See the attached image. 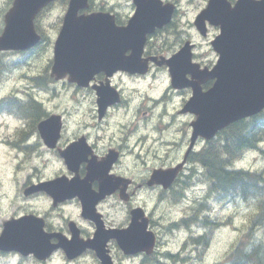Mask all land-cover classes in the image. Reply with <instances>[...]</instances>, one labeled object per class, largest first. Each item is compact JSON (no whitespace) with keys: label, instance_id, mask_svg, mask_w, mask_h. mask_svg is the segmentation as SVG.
I'll return each mask as SVG.
<instances>
[{"label":"clouds","instance_id":"clouds-1","mask_svg":"<svg viewBox=\"0 0 264 264\" xmlns=\"http://www.w3.org/2000/svg\"><path fill=\"white\" fill-rule=\"evenodd\" d=\"M234 2L239 4L240 0H227L232 9H235L233 7ZM62 3L66 5L72 3V0H62ZM88 3L89 0H87ZM211 3L212 0H210ZM256 3H264V0H256ZM159 5L162 8L169 9V12L176 11L181 13V26L178 27L179 39L190 41L188 48L182 52L175 46L173 41H169L167 46H162L159 41H153L151 34L162 29L163 24H157L151 31L144 32L143 40L147 41L150 47L144 49L142 45L139 60L144 63L143 70L131 71L123 67H117L111 72L106 70L109 74L107 81L98 80L95 89L90 91L85 90L77 94L76 99L80 101V104H75L74 101L68 100V107L74 106L81 112L89 110L91 113V118L85 119L82 123L79 122L78 116L74 117L73 119L76 122L69 121L65 132L66 137L70 138L74 135L79 140L77 144L83 143L88 150L87 158L81 160L78 167L73 169L70 166L68 156L65 154L67 152L63 153V158L59 155L63 148L66 147V144L54 146L53 148L41 146L40 152L42 155L24 151L21 153L22 159L20 162L23 171L18 173L11 191L7 187L3 190L5 197L3 201V215L6 222H24L13 218L25 213L30 214V218L36 220H39L43 215L40 231L43 236L48 238L49 245L53 249L63 247L71 255V251L66 245L79 241L81 251L86 252L90 257V264H111L114 246L109 236H103L102 233H111L112 230L120 228L128 230L130 228L129 213L135 214L136 223L142 226L144 232L150 231L147 224H141V218L147 221L149 213H152L151 219L155 221L159 219V213L153 212L154 200L150 199L148 195V192L152 189L146 187V185L155 184L154 177L160 173L156 170H164L171 163V157L165 158L163 153H157L154 157H145L143 158V162L136 160L134 151L130 149V142L128 146H124L118 139L109 141V139L103 137L101 129L104 128L106 123L110 124L111 121L95 118L97 99L99 100L102 113H110L112 107L111 103L101 105L100 89H109L116 97V103L130 101L133 106H136L145 93L153 100L160 99L159 95L142 86L143 81L136 75L137 72L148 73L150 81L154 75L156 83L162 80L165 85H168L169 82L175 80L173 70L174 58L186 52L187 58L184 60V63L191 70L184 72V79L193 82L196 80V71L203 72L208 68L209 61L215 63V59H217L215 52H212L209 44L213 41L214 35L216 37L220 35L219 32L213 34L208 31L204 19L203 29L200 25L199 27L205 32L206 39L199 37V33L196 30L194 23L195 16L199 7H201L198 0H188L187 3H184L183 0H159ZM139 9L140 4L138 0H121V8L117 11L121 21L127 26L124 29L131 27L133 17H137ZM66 11L69 13L67 8L58 10L57 15L61 20ZM128 21H131V23H128ZM53 22V15L43 7L35 14L33 17V27L41 39L50 35L49 28ZM113 25L118 29L121 27L115 21ZM2 34L0 32V35ZM193 45L197 46L195 49L196 55L205 56V59L202 61L193 60ZM124 55L131 57L133 49H128ZM145 57H148V59ZM149 59L154 60L156 65H168L169 67L157 69L149 65ZM118 69H123L124 71H119ZM113 72H115V76L112 75ZM20 75L21 71L16 69L10 72H0V117L3 118L5 124V129L3 130L5 136H13L20 130L27 131L28 124L33 119H39V116L34 115L29 109L30 94L28 89L22 86L23 81L20 80ZM64 83H67V81ZM188 85L194 87L192 83H188ZM54 86L59 88L58 84ZM199 87L201 92H203V81L199 83ZM134 89L140 93L139 97L130 96ZM178 89L179 86H176L170 88L168 92L170 102L168 103L167 110L170 114L173 113L174 109L178 113L182 106V101L186 102L191 95L187 91V88ZM97 93H99V96H97ZM61 95L65 96L63 92H61ZM70 95L71 90H69L65 99ZM41 107L44 112L50 111L48 106L42 105ZM65 108L64 104H59L55 111L64 114ZM156 111L159 112V108ZM196 119V116L182 117L177 115L178 121H195ZM10 123L11 126H9ZM153 123H155V120ZM247 132L248 129L240 130V134H247ZM257 140L259 147L264 149V135H258ZM37 141L38 131H32L21 140V147L22 149H28L36 144ZM205 147L207 146H201L202 149ZM252 155L257 154H245L243 159L235 158L228 150V145L224 141H220L216 147L215 159L223 171L232 175L240 174L243 180L254 190L249 196L248 205L246 206L243 201H240L238 209L240 215L249 217V223L239 230V235L233 233L234 239L230 240L222 249L221 254L214 258L218 264H264V220L261 219V217H264V161L257 160L255 163H252ZM93 160L97 164L104 163L106 160L109 162L110 166L107 167V176L120 181L115 187H119L123 191L127 201L123 204V211L119 213L112 212L107 206V203L112 202L110 199L106 204H101L99 209H97L95 202L94 211L96 216H98L97 219L94 216L86 214L85 200L81 194L73 193L61 198L57 193L50 191V195L56 199V208L45 209L42 212L37 202L34 199L25 198L23 192L20 190V187L24 184H35L37 181L41 183L42 188H47L44 187V181H49L52 184L57 181L66 180L68 183H71L77 177L79 181H86L90 175V162ZM113 160L116 161V167L112 166ZM12 163L15 165L16 161L13 160ZM69 167H71L72 171H69ZM195 167L198 176L211 174L209 165L203 161L197 163ZM129 182L136 185V188L131 193L127 189ZM213 182V179L205 180L188 190L186 192V199L183 200L180 207L187 209L195 206L194 201H203ZM89 183L91 192L95 194L101 193L102 186L100 179H93ZM81 202H83V207L81 206ZM207 203L214 210L210 215H214L217 207L215 201L209 198ZM185 214L177 210L172 215V219L178 220L181 215ZM68 226L71 227V232L68 231ZM97 227L100 228L99 233L97 232ZM202 231V229H198L193 225L191 235L193 237L199 236ZM53 232L61 234L59 243L52 239L51 233ZM98 234L101 235L103 241L102 248L94 245ZM179 235L180 240L183 241L189 236V232L182 230ZM4 239L5 233L0 231V240ZM173 251H178V249H173ZM33 255V250L29 249L16 247L0 248V264H31ZM192 256L195 258L196 252H193ZM193 264H209V259L207 257L203 260L194 259Z\"/></svg>","mask_w":264,"mask_h":264},{"label":"flooded vegetation","instance_id":"flooded-vegetation-1","mask_svg":"<svg viewBox=\"0 0 264 264\" xmlns=\"http://www.w3.org/2000/svg\"><path fill=\"white\" fill-rule=\"evenodd\" d=\"M139 4H144L148 9V18L147 22L150 24L154 22V26L157 25L156 20L163 19L166 15L169 16L168 19L162 21L163 28L153 32L151 34V38L153 41H159L162 46H167L169 41H173L175 46L179 48V50H183V48L187 49L190 41L179 39L178 27H180L181 13L176 11L169 12V9L162 8L159 5V0H138ZM184 3H187L188 0H183ZM208 0H205L204 3L199 7L197 14L195 16V25L196 30L199 33V37L205 38V34L200 31L197 25L203 24V19H198L200 12L207 5ZM235 3V2H234ZM55 5V4H53ZM68 4H64V8H67ZM121 8V0H89V7L80 11L79 14H101L106 17V19L112 18L113 21L120 24L121 27H127L120 19L118 9ZM131 21H128L130 23ZM204 23L208 31L215 34L219 32L217 27L212 26L209 23L208 19H204ZM214 35V39H215ZM110 44H108L107 48L101 49L99 55L103 59H108V64L104 61L98 63V66L95 68V71L91 77V81L86 86H80L77 83L71 82L69 79L71 78L70 74H67L65 77L57 80L55 76H52V59L48 62L46 72L44 74V78H40L43 80V91L46 93H53L57 95V97H63L61 92L67 96L69 90H71V95L68 98L75 102V104H80V101L76 99L77 94L84 92L85 90H92L96 88L97 81H107L109 78V74L106 70L111 72L115 68V61L121 63L124 67L131 71L143 70L144 63L139 60L140 52L142 51V45L144 49L150 47L147 41L144 44H131L127 42V44H121L120 50L117 51L115 47V31L112 34H109ZM213 39V41H214ZM209 44L212 52H215L217 59H215V63L209 61V66L202 72H195L196 80L193 82L186 81L184 79V72L191 70L186 67L184 60L187 58V53H181L177 57L174 58V62H179L183 64V72L178 78L175 76V80L169 82L168 85H165L164 81H160L159 83L155 82V76L153 75L151 81L148 79V73H140L137 72L136 75L140 77L143 81L142 86L147 90L152 91L159 95V100H153L145 95L142 99H140L139 104L133 106L130 101H124L123 103H116V97L114 94L107 88L100 89L101 93V105H105L111 103L112 111L110 113H102L99 105V100L96 102V119L98 120H110L111 123H106L104 128L101 129L103 137H106L111 141L112 139H118L122 142L124 146H128L130 142V149L134 151L135 159L141 160L143 162V158L145 157H154L157 153H163L165 158L171 157L170 166L166 169L177 168L179 169L178 174L172 181V183L167 187L165 183H155L153 185H146V187L152 189L148 192L149 198L154 200L153 205H164L161 209V213L158 220L153 221L151 219L152 213H149L148 219V228L153 230L154 234L157 237L156 250L153 254H148L146 251L142 252L139 256L143 257V264H161L158 261L159 254L162 251H159V246L169 245V236L171 232L175 229V227H188L189 223L193 220V216L191 214V209H183L182 212L186 213L185 215H181L178 220L172 219V215L177 211L179 201L178 199L186 191L187 187L190 186V182L194 179L193 174V164L192 158L193 153L190 152L187 155V150L190 144V138L192 133L191 123L193 121L183 120L178 121L177 115L182 117H192L195 116L191 112L184 111V107L186 102L182 101V106L177 113L175 109L173 113H169L167 110L168 103L170 102V97L168 95L169 89L179 86V89L187 88V91L194 93L195 87L200 90L199 83L201 81L204 82V91H208L214 84V79L211 77L210 71L211 68L218 62L219 54L216 52L212 42ZM55 42V41H54ZM54 42H52V51L54 47ZM196 45H193V60H203L205 56H197L195 49ZM128 49H133V55L131 57H127L124 53ZM185 49L183 51H185ZM167 50V48H165ZM54 54V51H53ZM148 59V57H145ZM178 59V60H177ZM109 63L114 64L109 66ZM128 64V65H127ZM149 65L153 66L157 69L169 67L168 65H156L154 60L149 59ZM130 66V67H129ZM119 71H124L123 69H118ZM131 75L130 73H128ZM115 76V72L112 73ZM39 79V80H40ZM67 81V83H64ZM188 83H192L194 87L188 85ZM59 85L57 87L54 85ZM201 91V90H200ZM203 91V92H204ZM59 92V93H58ZM30 94V105L29 109L34 114L39 116V119H33L27 126V131L23 130L22 136L16 133L13 136L1 137L2 144L4 146H12L19 153L24 151H29L33 153H41L40 149H37V146H44L46 148H53L46 144L42 133L38 129L39 122L41 119H47L54 114H58L61 117V126L59 130V137L57 139L56 145L59 146L61 144H66V147L63 148L62 152L69 150L71 147H75L82 151L81 160L87 158V149L81 142L77 144L79 140L73 135L72 137H66V125L69 121L76 122L73 118L81 113L76 107H68L66 106L64 114L57 112L54 110H50L48 112H44L42 109V105L46 106L39 99H36L35 96L29 92ZM190 95V96H191ZM99 96V93H97ZM130 96L139 97L140 93L137 90H133V93ZM189 96V98H190ZM188 98V99H189ZM157 108H159V112H157ZM35 110H42V113H36ZM91 118V113L89 110L83 111V118L79 120V122H83L85 119ZM155 120V123L153 121ZM53 130L56 132L55 123H50L44 130ZM32 131H38V141L36 144L31 146L28 149H22L21 140L25 138L27 134H30ZM201 142V141H199ZM76 144V145H73ZM73 145V146H72ZM60 157L63 158L61 152L59 153ZM182 166L179 168V166ZM79 165V164H78ZM110 166L109 162L106 160L104 163L97 164L95 160L90 162V175L88 180L79 181L77 177L72 183L75 187L73 188V193H79L85 200V204H89L93 206V210L89 214L90 216H94L98 219L94 211V204L96 202V207L99 209L101 204H106L110 199L112 202L107 203L108 208L114 212L119 213L123 211V204L126 203V199L123 191L117 186L120 181L107 176V167ZM113 167H116V161L113 160ZM78 167V166H77ZM69 171L72 169L69 167ZM93 179H100L102 191L100 194H95L90 190L89 181ZM37 181L36 183H38ZM35 183V184H36ZM69 183L65 181L62 185V189H65L66 185ZM27 187H34V184L27 183L24 184L20 190L23 192L25 198L34 199L36 202L43 204L44 208H41L42 212L45 209H55V197L47 194L44 191H34L30 194H26L25 189ZM136 188V185L129 182L127 185L128 191L131 193L133 189ZM4 196L2 197V202L4 201ZM51 202V203H49ZM63 202V201H62ZM81 206L83 207V202H81ZM166 209V211H165ZM154 212V211H153ZM83 214V213H82ZM43 217V215H42ZM136 217L134 213H129V221L130 224L133 221V218ZM143 218H141L142 220ZM129 224V225H130ZM3 224L0 225V231L3 229ZM123 229V228H120ZM115 230L111 231V233ZM68 231L71 232L72 229L68 226ZM97 232H100V228L97 227ZM54 233V232H53ZM101 233H102V225H101ZM111 233H102L103 236H109ZM163 233H167L168 237L166 241L163 239ZM190 236V235H189ZM189 236L185 239L183 246L187 245L190 241ZM109 239L113 243V252L112 258L115 260L116 264H121L122 262H118V258L122 256V251L118 247L117 239L113 237H109ZM159 239V240H158ZM97 240H102L101 235L97 237ZM159 242V243H158ZM55 256H62L64 260L68 264H90V257L86 252H82L80 248V253L75 259H68L66 253L63 250H58Z\"/></svg>","mask_w":264,"mask_h":264},{"label":"water","instance_id":"water-1","mask_svg":"<svg viewBox=\"0 0 264 264\" xmlns=\"http://www.w3.org/2000/svg\"><path fill=\"white\" fill-rule=\"evenodd\" d=\"M53 1L14 0L4 17L5 27L3 34L0 35V51L27 50L37 45L42 39L34 30L33 17L40 8L46 7ZM88 6L87 0H72V3H69V13L64 16L63 25L55 42L52 76L60 79L70 73V81L78 82L80 85H88L98 63L104 61L108 64V59L101 58L99 52L110 44L109 34L115 31L114 44L119 51L121 44L127 42L138 44L139 38L143 44L142 32L154 24L147 22L149 9L142 3L137 17L127 29L114 27L113 19H106L101 14L79 15V11ZM168 17L166 15L163 19L156 20V23H162ZM203 17H209V20L214 22L213 24L220 25L222 30L215 43L221 53L215 68L218 80L210 93H197L193 99V105L201 101L205 104V107L202 104L200 117L194 124L195 136L203 135L211 138L219 129L231 122L253 116L264 109V3L257 4L256 1L247 3L246 0H240V3L235 5V9H232L227 0H212L207 9L201 13L200 19ZM111 65L114 68V64L109 63V66ZM173 65L177 76L182 64L174 62ZM115 67L122 65L115 61ZM50 123H55L56 132L51 129L44 130ZM60 126L61 117L58 115L50 117L39 125L40 132L50 147L56 145ZM64 152H67L65 154L69 158L70 166L76 169L81 161L82 151L71 147ZM64 152L61 154L63 155ZM65 181L52 184L49 181L43 182L44 187L48 189L42 188L40 183L34 185L33 189H27L26 193L43 190L49 194L52 191L60 196H68L73 185L69 183L65 189H62ZM92 210V205H86L87 214ZM19 220L24 222L5 224V239L0 240V248L16 247L33 250L34 255L39 259H46L57 249H53L49 245L48 238L41 234L42 219H32L27 215ZM102 242L99 240V243ZM120 242L123 245L124 239H120ZM134 243L135 239H131L127 247ZM66 246L71 251V255L67 251L70 258L80 253V242L75 241Z\"/></svg>","mask_w":264,"mask_h":264},{"label":"rangeland","instance_id":"rangeland-1","mask_svg":"<svg viewBox=\"0 0 264 264\" xmlns=\"http://www.w3.org/2000/svg\"><path fill=\"white\" fill-rule=\"evenodd\" d=\"M205 0H198L199 4L202 5ZM12 0H0V32L4 26V13L6 8L10 7ZM64 4L62 2L57 3L52 8L46 9L50 14L54 17V22L50 25L49 31L50 35L46 36L44 40V44L41 45L38 49H36L29 57L24 58L21 55L22 52L16 51H8L4 52L6 56L4 61L11 62L7 68L12 71L13 69L20 70V80L23 81V87L28 89L34 96H36L39 100H41L50 110H54L58 107L59 104H64L68 106L69 98L65 99L63 97H57V95L53 93H46L43 91V80H39L38 76L40 74H45L48 62L53 58L52 51V42L56 39L59 29L61 27V19L58 17V10H63ZM23 58V59H22ZM2 64H0V71L2 70ZM58 90V87H57ZM59 93V92H58ZM79 120L83 118V112L77 115ZM76 117V116H74ZM11 126V123L9 124ZM5 124L3 122V118L0 117V138L4 135ZM41 146L38 145L37 149H40ZM29 152V151H27ZM33 153V152H29ZM252 153H256L257 155L251 156V162L255 163L257 160L264 161V155L262 153L257 152H248L247 154L251 155ZM42 155V153H34ZM21 153H19L12 146H4L2 141L0 140V212L3 213V202L2 197L3 190L5 187L11 191L13 184L16 182L17 175L21 171H23L21 167ZM243 159V158H242ZM15 160L16 163L13 165L12 161ZM47 163V162H45ZM20 166V167H18ZM12 176V180L11 177ZM21 188V187H20ZM240 202V201H239ZM244 202V201H243ZM38 206L44 208L43 204L38 203ZM247 206L248 204L244 202ZM231 206V207H230ZM239 209V208H238ZM214 211V210H213ZM4 215L0 216V220ZM228 218L232 216L229 223L227 222L226 217ZM213 217L220 218V221L223 224L216 228L211 237L210 248L207 250L205 257L209 259V264H214L216 260L214 259L216 256L221 254L222 249L229 243L230 240L234 239L233 233L239 235V230L243 229L247 223H249V217L240 215L239 211L236 209L235 204L225 205V207H218L215 209V214ZM5 219V218H4ZM174 249L178 248V241H176V245L173 247ZM204 257V258H205ZM118 262H122L123 264H138L139 261L130 262L128 260H121L118 258ZM33 264V260L31 261ZM47 264H68L62 256H54L50 262Z\"/></svg>","mask_w":264,"mask_h":264},{"label":"trees","instance_id":"trees-1","mask_svg":"<svg viewBox=\"0 0 264 264\" xmlns=\"http://www.w3.org/2000/svg\"><path fill=\"white\" fill-rule=\"evenodd\" d=\"M24 56H27V54H24ZM5 57L4 54H0V62L5 63ZM241 129H248L247 134H240ZM258 135H264V111L253 118L241 120L229 126L225 130L223 139L231 154L240 159L250 149L261 150L257 140ZM217 140V142L212 143L210 151L206 152L203 157L204 163L208 164L211 170L208 177L214 180L211 184L208 199L229 203L244 201L248 204L249 196L254 190L243 180L240 174H229L220 167L215 156L216 147L223 140L221 138ZM261 219L264 220V217H261Z\"/></svg>","mask_w":264,"mask_h":264}]
</instances>
